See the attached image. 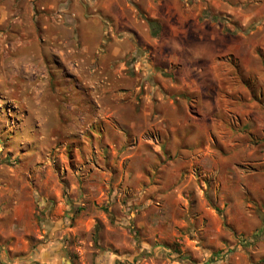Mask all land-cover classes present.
I'll return each instance as SVG.
<instances>
[{
    "label": "rangeland",
    "instance_id": "rangeland-1",
    "mask_svg": "<svg viewBox=\"0 0 264 264\" xmlns=\"http://www.w3.org/2000/svg\"><path fill=\"white\" fill-rule=\"evenodd\" d=\"M68 1L78 0H0V212H8L0 220L4 226L1 264H52L46 258L55 255L71 264H97L99 242L107 240V234L100 232L102 219L115 220L111 208L115 193L126 214L160 207L156 200H142L152 187L145 185V179L156 181L162 167L158 161L171 160L173 155L165 154L164 148L163 153L155 152V143L163 138L147 130L136 114L141 112L146 81L180 80L183 70L188 80L191 64L205 65L203 57L186 55L199 35L203 40L213 35L215 46L221 49L213 60L218 95L225 92L227 81L223 80L229 67V79L241 93H234V98H256L264 109V0H120L133 6L144 22L155 21L152 13L159 16L155 21L159 34L150 35L154 38L149 43L136 42L141 50L113 62L119 77L104 76L101 83L119 84L118 116L104 115L96 121L92 98L83 84L81 60L74 54L67 57V46L74 42L70 43L71 32L64 27L61 9ZM48 34V41H36L37 35ZM157 40L168 53L177 44L182 56L158 55L152 45ZM227 45L229 52L224 49ZM105 65L108 70L109 64ZM138 85L141 89L136 94ZM184 92L188 98L193 94ZM111 93L103 89V99ZM149 150L154 153L147 154ZM180 155L182 162L188 161ZM126 172L133 176L129 188L116 184ZM64 201L69 204L66 209ZM83 211L97 215V223L81 234L60 233L73 226ZM168 211L178 213L172 208ZM130 233L139 245L142 235L135 227ZM232 235L235 242L231 239L220 249L203 250L200 257L181 248L184 237L175 235L166 240L170 249L165 255L155 256L145 248L134 264H145L144 259L152 264L165 260L167 264H213L216 257H226L248 241L236 232ZM186 236L203 243L207 240L201 233L199 238ZM153 242L161 243L158 238ZM249 258L254 264H264V256L251 253Z\"/></svg>",
    "mask_w": 264,
    "mask_h": 264
},
{
    "label": "crops",
    "instance_id": "crops-1",
    "mask_svg": "<svg viewBox=\"0 0 264 264\" xmlns=\"http://www.w3.org/2000/svg\"><path fill=\"white\" fill-rule=\"evenodd\" d=\"M53 6L47 7L51 9ZM61 10L65 17L64 27L71 32L70 43L73 41L75 44L67 46V57L74 54L81 60L85 79L83 84L92 98L93 103L90 104L94 105V120L104 115L116 118L119 112L116 95L119 84L117 81H101L104 76L110 80L119 77L118 68L113 67V62L132 55L137 49L141 50L136 47V42L140 43L143 39L149 43L153 40L149 23L138 18L133 6L120 0L109 3L105 0L68 1ZM151 15L155 21L159 19L154 13ZM41 27L48 29L47 26ZM49 37V34L37 35L36 41L41 38L48 41ZM158 41L152 44L158 55L182 56L176 50L177 44L173 52L170 49L168 53L165 45ZM218 48L213 35L206 36L205 40L199 35L196 43L186 49V55L203 57L205 65L199 61L191 64L188 73L192 75L188 80L183 76L187 71L183 70V74L179 73L182 74L179 75L180 80L145 82L146 91L141 93L142 108L136 114L137 118L141 117L147 130H154L163 138L155 143V152L163 153L164 148V153L172 154L173 159L158 161L162 167L156 181L145 179V185L152 187L146 189L149 192L141 198L148 203L158 201L159 208L152 206L140 214H126L121 210L120 196L115 193L111 197L115 220L109 223L107 218L102 219L100 232L107 234V240L99 242L101 250H97V264H134L138 260L137 255L145 248L155 256L165 255L170 249L165 242L175 235L184 237L181 248L200 257L203 250L210 252L212 248L220 249L231 239L235 242L232 232L248 238V241L243 242V245L238 244L235 251L226 253V257L222 254L221 259L216 257L215 263L254 264L249 258L251 253L257 258L264 256V109L256 98H234V93H241L238 91L239 86L229 79V67L226 68L228 76L223 80V83L227 81L225 92L218 95L220 84H217L213 64L215 53L221 50ZM224 49L229 52V45ZM106 63L109 64L108 70ZM103 89L113 95L109 94L110 98L103 99ZM140 89L141 86H136L135 93H139ZM184 91L193 94L188 98ZM148 153L154 152L149 150ZM180 154L188 161L182 162ZM186 169H195L197 173H189ZM132 178L126 172L116 184L123 183L124 187L129 188ZM100 201L104 203L101 198ZM106 202L109 203L108 200ZM67 207L69 204H62V208ZM167 208L178 213L172 215ZM3 212L8 213L7 210ZM6 213L0 212V220ZM96 216L83 211L73 226L65 227L60 233L81 234L97 223ZM0 227V232H3V221H0ZM131 227H135L142 235L141 247L131 239ZM198 233L207 237L206 243L196 241L199 239L190 240L186 236L190 234L191 238L193 235L199 238ZM156 238L161 243H154ZM178 240L183 241L180 238ZM77 249L82 251L80 247ZM46 260L52 264H71L67 258L56 255L47 256ZM150 261L144 259L143 262L152 264L153 261ZM166 262L163 261V264Z\"/></svg>",
    "mask_w": 264,
    "mask_h": 264
},
{
    "label": "trees",
    "instance_id": "trees-1",
    "mask_svg": "<svg viewBox=\"0 0 264 264\" xmlns=\"http://www.w3.org/2000/svg\"><path fill=\"white\" fill-rule=\"evenodd\" d=\"M150 27H151V32H152V35L153 36H157L158 35V32H159V28H158V25L155 21L153 20H147Z\"/></svg>",
    "mask_w": 264,
    "mask_h": 264
}]
</instances>
